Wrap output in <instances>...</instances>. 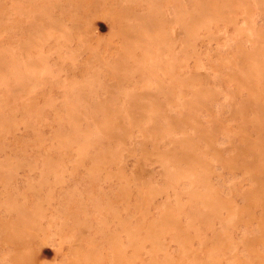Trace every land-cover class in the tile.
<instances>
[{
	"label": "rangeland",
	"instance_id": "obj_1",
	"mask_svg": "<svg viewBox=\"0 0 264 264\" xmlns=\"http://www.w3.org/2000/svg\"><path fill=\"white\" fill-rule=\"evenodd\" d=\"M0 264H264V0H0Z\"/></svg>",
	"mask_w": 264,
	"mask_h": 264
}]
</instances>
